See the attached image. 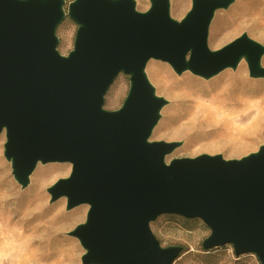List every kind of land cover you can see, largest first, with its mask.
Here are the masks:
<instances>
[{
  "label": "water",
  "instance_id": "95a60500",
  "mask_svg": "<svg viewBox=\"0 0 264 264\" xmlns=\"http://www.w3.org/2000/svg\"><path fill=\"white\" fill-rule=\"evenodd\" d=\"M231 0H191L185 16H169L168 0H72L77 24L67 55L56 46L64 0H0V132L3 156L21 186L37 162H68L67 177L47 191L66 208L87 204L69 235L85 250L81 264H172L182 247H162L150 230L157 216L199 218L210 229L204 249L230 244L264 264V145L238 159L165 156L178 142L149 141L164 99L144 68L150 58L176 73L208 78L244 57L264 78V47L245 33L216 50L207 46L214 12ZM129 77L116 110L103 108L115 77Z\"/></svg>",
  "mask_w": 264,
  "mask_h": 264
},
{
  "label": "rangeland",
  "instance_id": "374dc122",
  "mask_svg": "<svg viewBox=\"0 0 264 264\" xmlns=\"http://www.w3.org/2000/svg\"><path fill=\"white\" fill-rule=\"evenodd\" d=\"M72 0H64L65 17L56 28L57 50L72 49L77 24L68 17ZM135 10L148 9L150 0H133ZM169 16L180 21L191 0H168ZM245 33L264 47V0H231L214 12L207 28V46L216 50ZM264 67V52L260 57ZM155 94L165 103L152 128L149 141L178 142L165 156L195 157L219 154L238 159L264 145V78L251 77L241 57L235 67H226L204 78L188 69L176 73L169 63L150 58L144 68ZM129 88V77L120 72L104 95L103 108L118 109ZM4 130L0 132V264H81L83 247L69 235L85 221L87 204L66 208V197L50 201L47 189L67 177L68 162H37L28 183L14 179L11 163L3 156ZM160 246H181L172 264H260L253 253L234 254L230 244L204 249L210 234L199 218L164 213L149 223Z\"/></svg>",
  "mask_w": 264,
  "mask_h": 264
},
{
  "label": "trees",
  "instance_id": "16d2710c",
  "mask_svg": "<svg viewBox=\"0 0 264 264\" xmlns=\"http://www.w3.org/2000/svg\"><path fill=\"white\" fill-rule=\"evenodd\" d=\"M217 247V246H216ZM214 248V247H213ZM211 249V248H210Z\"/></svg>",
  "mask_w": 264,
  "mask_h": 264
}]
</instances>
